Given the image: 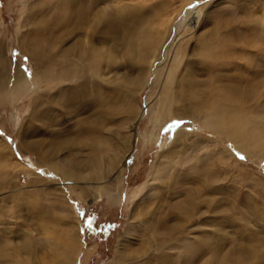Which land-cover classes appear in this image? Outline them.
<instances>
[{
	"label": "rangeland",
	"instance_id": "374dc122",
	"mask_svg": "<svg viewBox=\"0 0 264 264\" xmlns=\"http://www.w3.org/2000/svg\"><path fill=\"white\" fill-rule=\"evenodd\" d=\"M66 2L0 0V58L13 69L19 66L32 75V59L37 53L31 51L32 58H29L22 50L34 45V40L28 39V31L40 25L44 28L33 37L52 43L59 35L64 36L63 29L57 31V22ZM118 3L128 8L126 12L119 10L114 18L115 27L112 26L114 40L110 48L116 57L113 55V64L109 67L104 63L102 66L104 80L113 81L110 96L109 92L105 94L98 88L96 91L100 93L91 92L90 96L88 93L74 99L65 91L56 96L57 102H63L64 106L54 105L46 95L50 92L49 86L43 82L15 101L6 93H0V264H37L41 256L47 264H58L63 251L60 244L50 246L46 241L47 229L55 241L60 240L63 230L75 235L79 249L76 264H112L119 252L127 259L130 255L143 254L146 249L153 250V246L148 245L154 237L148 223L153 218L163 228L175 231L177 247L168 252L176 262L184 258L192 264H203L218 258L220 261L215 264L221 261L234 264L232 260H239L240 264H264V150L259 156L235 150L227 140H218L215 135L204 132L201 122L191 123V112L180 115L186 111L179 106L181 102H175L171 112L163 115L165 119L160 126L154 127L150 119L152 107L145 101L150 98V104L155 106L161 79L176 50L183 56L173 79V89L177 90L186 65L201 59L198 44L202 37L222 35L228 39L240 35L238 41L245 46L242 52L248 59L230 58L234 59L232 65L250 64L252 56L258 68L263 67L264 0H116L112 6ZM98 8L112 11L108 1H102ZM192 9L197 11L187 25L190 29L177 37L178 21ZM152 24L155 30L150 34V30L147 31ZM100 25L104 31L108 28L105 22ZM144 29L152 47L147 46L142 55L132 48L136 52L132 56L130 49L125 51V46L119 45L129 30L132 45H136ZM78 38L76 33L64 36L60 48L68 47ZM96 42L101 49L110 46ZM149 48L154 49L153 53L159 50L157 59H153ZM233 50L237 52V47ZM142 57H147L144 65L139 63ZM208 61L206 59L205 63ZM158 66H162L163 71L155 85L154 72ZM226 73L225 80L234 76ZM258 79L264 82V75ZM72 83L63 82L61 86ZM129 83L138 87L136 91H132ZM124 84L129 89H123ZM36 95L42 103L33 107L32 98ZM102 96L111 101L106 107L96 106ZM81 119L96 122V128L102 126L101 133L89 135L91 145H71L67 140L81 139L77 130L79 122L83 123ZM177 121L181 122L178 127L166 131ZM61 126L65 132L57 134L63 130ZM181 129L190 132L189 146L172 143L173 136ZM51 132L60 135L54 137L62 141H52L44 152L49 156L53 154L56 165L75 171L93 157L104 176L69 181L59 171L54 173L37 166L38 152L26 144L32 140L48 141ZM153 134L156 138L142 143V135ZM20 135L25 145L21 149L18 148ZM1 141L11 152L2 147ZM170 149L177 151L175 157L169 156ZM160 164L165 169L157 171L156 175L153 171ZM80 188L88 192L82 198L74 191ZM107 189L109 192L105 191ZM193 197L197 201L205 200L192 206ZM39 203H42L40 209L45 225L39 222L36 213ZM179 207H185L190 213L183 215L181 221L176 216ZM147 209L154 212L151 217L144 215ZM142 218L145 220L140 223ZM88 220H91L90 228L86 226ZM141 258L132 262H142ZM127 263L130 262L121 261V264Z\"/></svg>",
	"mask_w": 264,
	"mask_h": 264
},
{
	"label": "bare ground",
	"instance_id": "6f19581e",
	"mask_svg": "<svg viewBox=\"0 0 264 264\" xmlns=\"http://www.w3.org/2000/svg\"><path fill=\"white\" fill-rule=\"evenodd\" d=\"M102 1L109 2V7L112 9V13L106 11L105 9L98 8L99 4ZM113 2H116V0H67L66 5L62 9L61 15L59 16L60 18L57 22V24L59 25L57 31L63 29L65 37H69L70 35L76 33L79 35V38L75 42L68 45V47L66 48H60V43L62 42L64 36L59 35L58 39L55 41L56 43H52L51 40L44 38H34L33 36H35V34H39L41 29L44 28H42V26L40 25H37L36 27H33L30 31H28V39L34 40V45L28 47L29 49H27L26 47H22V50L23 52H27L29 58H32V55L30 53L31 51L33 52V54L37 53V55H34L35 58L32 59L34 60L33 73L32 75H28L19 66L16 68L14 67L13 69L6 60L0 58V93H6L10 100L15 101L24 93L32 90L35 85L43 82L49 86L50 92L46 94L50 99L49 101L54 105L59 104L60 106H64V103H61L60 100L59 103L57 102L58 100H56V96L59 94L63 95L65 91H69V94L74 99H79V97L87 95L88 93L90 96L91 92L100 93L98 92V88L105 92V94H107L109 90L112 91V84L110 85V83H112L113 81L111 82V80L109 79L104 80L105 75L103 74L104 71H102V66L104 63L107 67H109L113 62L114 57H116L115 54L112 53V49L110 48L112 47L111 43L114 40V30L112 26L115 27L114 18L115 15L120 12L119 10H123L126 12L128 8L125 4L119 5L120 3L115 4L116 6L114 5L113 7ZM196 11L197 9L189 10L187 14H185L184 17L180 21H178L177 28L179 32L176 33L177 37L190 29L187 25L189 24V21L192 20L191 18L196 15ZM34 17H36V15H34ZM101 22H105L108 24V28L106 29V31H104V29H101ZM146 30L144 29L142 33L139 34L140 40L136 45H132V41L129 38L132 32L130 30L128 32H125L127 34L122 37L121 41H119V45H124L125 51L130 49V54L132 56H135L136 54V52L134 53L132 48L142 55L147 46L152 47L150 45L151 42L147 40L146 33L150 30V34H152L155 30V26H153L152 24L148 28L147 32H145ZM98 40L103 44H109L110 46H105L101 49L99 48L101 46L98 47V45H96V41ZM238 40H241L240 35H237L236 37H230L228 39L222 35H217L214 38L211 37L209 39H205L204 37L199 38L198 49L200 50L199 55L201 59H199L198 61H192L191 63L186 65L185 71L182 73L181 79L177 83V90L175 91L173 89V79L175 76V72L179 66L181 57L183 56H181V54L177 50L174 52L172 59L167 64L165 74L161 79L162 84L160 86L161 88L159 96L155 101V106L150 104V98H147L145 100L147 102V105L152 107L150 119L152 120V124L154 125V127L160 126V123H162V121L165 119L163 115L165 113L169 114L171 112V106L175 102L176 104L178 102H181L179 106H181L186 111L184 114L180 115H185L187 114V112H191L190 122H201V124H203V131L205 130L206 133L208 132V134L215 135L216 139L218 140H227L229 143H232L234 149L239 152H252V156H259V154H262L261 151L264 150V88H262L260 84L263 83L262 86L264 87V82L260 83L259 81L261 79L259 80L258 77L264 75V64L263 67L259 66L258 68L257 64L252 61L254 58H252L251 56L249 59L252 63L250 64L237 62L232 65L231 61L234 59L230 58L240 57L244 61H247L248 59L247 56H244L242 52L243 49H245V46L240 45ZM161 45L159 46V48L161 47ZM234 47H237V52H233ZM149 51L151 56L154 57L153 59H155L159 54V50L158 52L156 51L157 53H153L154 49L151 50L149 48L148 52ZM167 53L168 51L165 54V59L167 58ZM252 55L254 56L253 53ZM146 59L147 57H142L139 63L144 65L147 61ZM206 59H209V63H205ZM201 60L203 61V64L201 63ZM55 65L57 66L55 67ZM162 71V66H158L157 69H155V85L156 82L160 81ZM226 72H231L232 74H234V76L231 79L225 80L224 78L227 74ZM241 72L243 74H241ZM204 75L206 76V78L203 80L201 79V76ZM146 79H148V77ZM63 82L73 83L70 86H68L67 84L61 86V83ZM129 84H131L132 86V83ZM139 84H141V82H139ZM136 88L138 87H131L132 91H134ZM97 89L98 91H96ZM123 89H129V87L124 84ZM110 95L111 92L108 93V96ZM108 98L109 97L106 98L102 96L101 100H98L99 105L96 106H108V103L111 102H108ZM41 103L42 100L39 98V96H33L31 103L33 107ZM94 111L95 110L92 109L93 113ZM81 122L83 123L79 122L77 129L81 136V139L78 140L76 138L73 141L67 139L71 145H91L93 141L91 140V136L89 135L97 131L100 132L102 128V126H98L96 128L95 125L97 123L92 120L89 121L81 119ZM62 128L60 129L62 131H57L56 133L62 134V132H65L64 127ZM57 134L51 132V138L48 141L42 140L36 142L32 140L31 142L26 144L28 148H32V150H36V152H38L35 162L37 166L42 167L44 170H52L54 173L60 172V174H63V177L69 181L79 179H100L104 176V174L100 171V167L96 164L98 162H96L93 157H91L92 159L89 158L85 160V162L83 163L82 169H85L87 171H83L82 169H75V171H72L73 169L71 170L68 167H62L60 164L56 165L57 163L55 164V162H53V154L52 156H49V154H46L44 151L45 149H47L48 144L52 145V141L61 140L60 138H57L60 136H58ZM189 135L190 132L187 129H181V131L176 132V134L173 136V145L177 144V146L182 145L183 147L189 146L187 144ZM22 138L23 136L20 135L18 142V148L20 149L25 146L22 144V141H24V138ZM154 138H156L154 134L152 136L142 135V143L145 144L146 142ZM199 138L200 137H196V139ZM63 140L65 141L66 139ZM1 144L2 147L6 148L8 152H11L10 148L5 142L1 141ZM170 151L172 152L169 154V156L175 157V153H177V151L171 149ZM163 166L164 165L161 164L158 165L157 167H155L156 170L154 169L153 172L157 175V171L162 170L163 168L165 169V167ZM71 167L74 168L73 166ZM74 191L75 194L80 198L88 194L87 189L85 188H80L78 191ZM105 191L109 192L108 189ZM204 200L205 198H202L197 201L195 200V197H193L190 203L192 204V206H196L200 201ZM41 204L38 207L39 209L36 211V213L39 217L38 219H40L39 222L45 225V219L42 216V210L40 209L42 206ZM145 214L151 217L154 212L150 209H147L144 215ZM187 214L190 213L185 207L177 208L176 216L178 220L181 221V219H183V215ZM42 218L43 221L41 220ZM143 220L145 219L142 218L140 223L144 222ZM148 223H150V228L148 226L147 227L151 230L153 229L154 233L153 239L148 241V245H150V247L153 246V250L146 249V251L143 252V254H145L144 256L143 254L135 256L130 255L127 259H124L125 256L121 255L119 252L115 255L112 264H121L122 260H128L130 263L127 264H177V262H179V264H192L191 261H188L184 258H178L176 262L172 255L168 252L169 249L177 247L175 245L178 238L174 235V230L169 231V228L168 230L166 228H163V226L154 218ZM63 231L64 233L60 236V240L55 241L53 240V237H51L49 229L45 230L47 234L46 241L50 244V246L60 244L63 255L62 258L58 261V264H76V257L79 252V249L77 248L78 246L76 247L77 239H75V235H69V233H67L68 230ZM204 253L205 252H203V254ZM41 257H39V261H36L35 263L45 264L46 261H43V259L41 260ZM141 257H143V260ZM140 258L142 262H132L134 259ZM219 261L220 260L217 258L216 261L215 259H213L203 264H215ZM232 261L235 262L234 264H240L239 260ZM222 262L223 261H221L220 264H222ZM223 264H226L225 261Z\"/></svg>",
	"mask_w": 264,
	"mask_h": 264
},
{
	"label": "snow or ice",
	"instance_id": "6c2138e0",
	"mask_svg": "<svg viewBox=\"0 0 264 264\" xmlns=\"http://www.w3.org/2000/svg\"><path fill=\"white\" fill-rule=\"evenodd\" d=\"M25 59H27V58H25ZM180 121H177V122H173V124H171V125H169L168 126V128L166 129V131H170L172 128H174V127H178L179 125H180ZM238 156H239V158L241 159V160H243L244 159V157L243 156H240L239 154H237ZM86 226L87 227H91V220H88L87 222H86Z\"/></svg>",
	"mask_w": 264,
	"mask_h": 264
}]
</instances>
